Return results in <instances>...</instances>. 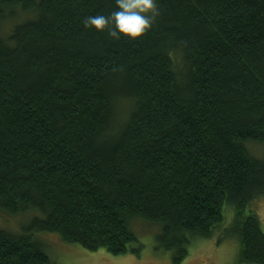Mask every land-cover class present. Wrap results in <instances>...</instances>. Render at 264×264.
Listing matches in <instances>:
<instances>
[{
    "label": "trees",
    "instance_id": "trees-1",
    "mask_svg": "<svg viewBox=\"0 0 264 264\" xmlns=\"http://www.w3.org/2000/svg\"><path fill=\"white\" fill-rule=\"evenodd\" d=\"M156 6L128 40L84 27L115 0H0V212L40 213L0 228V264H52L33 232L138 253L133 219L159 226L173 264L217 233L264 264L259 217L245 213L264 195L249 150L264 143V0Z\"/></svg>",
    "mask_w": 264,
    "mask_h": 264
},
{
    "label": "rangeland",
    "instance_id": "rangeland-1",
    "mask_svg": "<svg viewBox=\"0 0 264 264\" xmlns=\"http://www.w3.org/2000/svg\"><path fill=\"white\" fill-rule=\"evenodd\" d=\"M10 26V22H7L3 32H6ZM127 105L125 98L119 102L117 109L119 121L126 114ZM249 150L253 155L264 159V143L251 144ZM249 209L259 217L264 232V195L251 201L245 213H248ZM227 212L228 209L225 208V219ZM37 214L40 213L34 209L23 214L0 212V228L11 233L20 231L31 217ZM229 221H226L227 225ZM130 227L137 237L134 245L140 246L138 253L127 251L112 254L103 248L88 250L80 244L65 242L58 234L52 232H33L32 235L44 244L52 264H173L171 251L163 250L158 246L157 224L133 219ZM220 234L217 233L209 238L196 237L188 246V253L178 264H251L239 259L238 240L234 236L227 235L218 240Z\"/></svg>",
    "mask_w": 264,
    "mask_h": 264
},
{
    "label": "clouds",
    "instance_id": "clouds-1",
    "mask_svg": "<svg viewBox=\"0 0 264 264\" xmlns=\"http://www.w3.org/2000/svg\"><path fill=\"white\" fill-rule=\"evenodd\" d=\"M116 8L108 16H88L85 28L103 31L109 24V36L113 39L136 40L150 27L158 14L156 0H115Z\"/></svg>",
    "mask_w": 264,
    "mask_h": 264
}]
</instances>
